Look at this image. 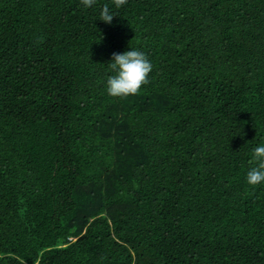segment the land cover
<instances>
[{"label":"trees","instance_id":"16d2710c","mask_svg":"<svg viewBox=\"0 0 264 264\" xmlns=\"http://www.w3.org/2000/svg\"><path fill=\"white\" fill-rule=\"evenodd\" d=\"M260 143L264 0H0V264H264Z\"/></svg>","mask_w":264,"mask_h":264},{"label":"clouds","instance_id":"9594fccd","mask_svg":"<svg viewBox=\"0 0 264 264\" xmlns=\"http://www.w3.org/2000/svg\"><path fill=\"white\" fill-rule=\"evenodd\" d=\"M85 8L92 7L96 0H81ZM126 3V0H116V7ZM117 16L108 5H104L99 13V19L111 24ZM112 75L106 81L107 93L114 98H127L136 95L142 85L149 83V74L153 64L148 56L141 50L131 48L122 53H113L108 63ZM240 135H243L241 133ZM252 160L255 166L246 172V181L249 185L264 184V143L257 144L252 150Z\"/></svg>","mask_w":264,"mask_h":264}]
</instances>
